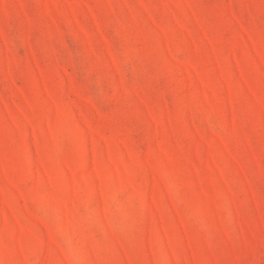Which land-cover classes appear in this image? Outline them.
Returning a JSON list of instances; mask_svg holds the SVG:
<instances>
[{
  "label": "rangeland",
  "instance_id": "1",
  "mask_svg": "<svg viewBox=\"0 0 264 264\" xmlns=\"http://www.w3.org/2000/svg\"><path fill=\"white\" fill-rule=\"evenodd\" d=\"M0 264H264V0H0Z\"/></svg>",
  "mask_w": 264,
  "mask_h": 264
}]
</instances>
